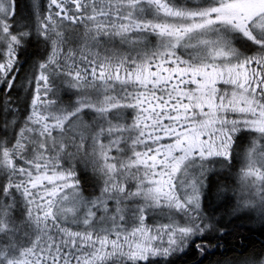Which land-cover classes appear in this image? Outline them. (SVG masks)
Listing matches in <instances>:
<instances>
[{"label":"snow or ice","instance_id":"6c2138e0","mask_svg":"<svg viewBox=\"0 0 264 264\" xmlns=\"http://www.w3.org/2000/svg\"><path fill=\"white\" fill-rule=\"evenodd\" d=\"M264 0H0V264H264Z\"/></svg>","mask_w":264,"mask_h":264},{"label":"trees","instance_id":"16d2710c","mask_svg":"<svg viewBox=\"0 0 264 264\" xmlns=\"http://www.w3.org/2000/svg\"><path fill=\"white\" fill-rule=\"evenodd\" d=\"M252 239L259 240V239H264V237H260L259 235H254L252 236Z\"/></svg>","mask_w":264,"mask_h":264}]
</instances>
